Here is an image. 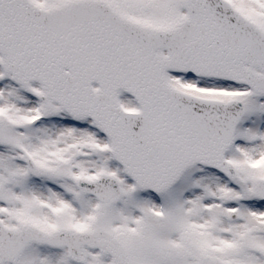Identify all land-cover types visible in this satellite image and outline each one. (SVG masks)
<instances>
[{
    "label": "snow or ice",
    "instance_id": "1",
    "mask_svg": "<svg viewBox=\"0 0 264 264\" xmlns=\"http://www.w3.org/2000/svg\"><path fill=\"white\" fill-rule=\"evenodd\" d=\"M0 264H264V0H0Z\"/></svg>",
    "mask_w": 264,
    "mask_h": 264
}]
</instances>
